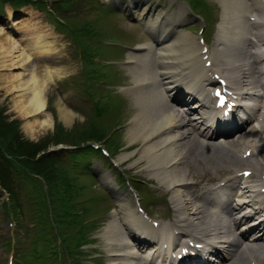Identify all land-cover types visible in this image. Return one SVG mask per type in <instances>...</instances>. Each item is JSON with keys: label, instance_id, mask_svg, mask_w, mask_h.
<instances>
[{"label": "bare ground", "instance_id": "bare-ground-1", "mask_svg": "<svg viewBox=\"0 0 264 264\" xmlns=\"http://www.w3.org/2000/svg\"><path fill=\"white\" fill-rule=\"evenodd\" d=\"M218 1L221 10L213 45L205 52L206 44L178 28L184 18L181 2L170 12L158 10L159 1L127 4L150 38L128 49L122 63L130 75L123 91L131 96L133 106L124 133L125 149L131 152H124L120 160L129 161V169L164 187L170 214H166L168 224L153 226L115 189L112 178L103 176L102 182L117 200L99 231L106 264H152L153 256L161 257L164 264H212L205 250L219 257V264H264V217L248 219L250 212H264V172L257 178L259 169H264V0ZM48 30L26 25L15 37L0 28L2 87L14 94L12 106L17 113L32 117L23 124L28 135L51 127L47 91L58 76L73 68L65 63L62 47L56 46ZM214 73L238 97H258L252 107L248 101L241 103L248 108L246 117L234 114L212 121L207 88ZM64 97L59 95L53 105L58 120L69 125L76 112ZM250 121L254 123L244 129ZM240 147L242 153L249 149L250 155L239 154ZM245 169L251 172L243 178ZM256 181L259 185L252 189L250 183ZM190 241L202 247L191 250ZM184 247L189 252H182ZM172 253H179L180 259L170 257Z\"/></svg>", "mask_w": 264, "mask_h": 264}, {"label": "rangeland", "instance_id": "rangeland-1", "mask_svg": "<svg viewBox=\"0 0 264 264\" xmlns=\"http://www.w3.org/2000/svg\"><path fill=\"white\" fill-rule=\"evenodd\" d=\"M27 1L19 4L14 0H0V28L3 34H14L17 37L24 26L32 24L36 27L49 28L51 33H47L54 37L52 40L56 46L62 47L61 50L66 56L65 63L73 65V68L60 75L62 77L58 76L56 78L58 85L52 86L53 90L47 91V109L53 116L51 127L43 133L33 135H28L23 128V124L27 120L31 121L32 117L25 119L13 108L14 94L2 87L4 84L2 77L3 80L5 78L0 75L1 120L6 123L14 120L20 137L31 141L47 139L46 137H50L56 127L63 130L70 128L84 130L100 126L105 133L104 139H89L105 147L109 155L93 153L86 155L85 158H88L92 165L93 171H91L87 168L89 166L87 160H80L82 146L73 145L78 142L81 145L84 140L46 145L47 148L39 153H49L50 157L47 159L49 165L53 166L54 170L59 165L65 166L71 175L69 187L60 178V184L58 182L56 187H51L52 185L39 172L27 171L23 174L12 166L7 157L19 161L22 160L23 155L17 152L10 155L0 146V165L4 167L8 176L4 173L3 175L11 180L14 202L16 201L17 204L14 205L11 201L9 196L11 192L8 194L0 186V264H7L10 258L17 260L18 264H23L17 259L20 254L36 257L33 262H29L30 264H56L58 260L59 264H106L107 252L99 231L102 230L107 218L105 214L109 215L116 209V199L112 198H116V194L102 182L103 176L112 178L110 180L115 189L123 196H129V201L131 200L133 204L137 195L134 190L132 192L124 179L139 178V181H132L139 186V191L144 195L143 200L140 201L142 207L156 213L158 216L156 218L162 223H167L168 220L159 217L170 214L166 212L167 204L165 197H162L166 194L162 189L164 187L147 179L145 175L129 169V161L122 163L120 160V155L124 152H131L125 149L124 133L127 114L133 106L131 96L123 91V87L130 82V75L128 70L120 65L126 60L127 52L120 45H135L140 41L148 40V35L138 20L131 16L127 6L129 0ZM157 1L161 3L158 10L163 9L168 12L174 9L178 1H182L184 18L178 28L190 33L195 40L201 34L208 47L213 45L215 20L221 10L218 0H206L210 11L209 13L207 10L209 14L207 22L192 13L186 0H152L151 2ZM110 3L113 8L107 6ZM16 21L14 26L17 28L11 25ZM114 59L121 62L115 64ZM59 66L55 63V67ZM1 73L6 72L1 71ZM96 88L101 97H98ZM59 95L65 96L66 104L76 112L74 120L69 125L57 118L53 102ZM122 116L126 117L122 119ZM116 122L120 124L115 126ZM110 142L113 145L109 144ZM68 145L69 148H66ZM242 149L243 147H240L239 153H242ZM38 155L37 153L32 160ZM108 162L112 163V166L108 167ZM262 171L264 170L260 172ZM105 194L108 197H105ZM91 219H94L95 226L92 233L91 228L84 229L83 232L85 231L87 235L91 233L92 240L80 248L81 244H77L76 241L80 235L78 228L81 226L84 228V224L89 225ZM7 241L10 243L9 247H6ZM69 246L73 250L67 256L64 250ZM53 251L60 252L57 259L52 256ZM37 253L40 254L38 255L40 258L35 256ZM49 255L51 256L47 261Z\"/></svg>", "mask_w": 264, "mask_h": 264}, {"label": "trees", "instance_id": "trees-1", "mask_svg": "<svg viewBox=\"0 0 264 264\" xmlns=\"http://www.w3.org/2000/svg\"><path fill=\"white\" fill-rule=\"evenodd\" d=\"M15 2H25L27 0H14ZM20 4V3H19ZM117 124V123H116ZM115 124V125H116ZM103 128L100 126L97 127H91V128H85L84 130L80 129H68L63 130L56 127L54 133L50 135V137L40 138L37 141H31L28 139H22L20 137V134L16 128V122L13 120L11 122H4L1 120L0 117V146L3 150L6 151V153H9L12 155L13 153L17 152L20 153V155H23L22 160L14 161L13 158L7 157L9 163L18 168L19 171L23 174L26 173V171H35L39 172L43 176V178L52 185L51 187H56L58 185V182L60 184V179L62 181L64 180L66 182V185L70 186V173L67 169V167L59 165L58 168L55 167V170L53 169V166L49 165V162H47V159L50 157L48 154H41L38 155V157L35 160H32V158L35 157L37 153H39L42 150H45L47 147H45L48 144H57V143H64V142H75L78 139H102L104 137ZM6 140V141H5ZM74 140V141H71ZM109 144H112L110 142ZM52 157V156H51ZM17 169V170H18ZM3 173L7 175V172L5 171L4 167L0 165V183L1 187L4 188V190L10 194L11 201L16 204V201L14 202V195L12 190V184L10 178H7L3 175ZM60 178V179H59ZM10 184V185H9ZM94 226L93 223H90L89 225L84 224L80 228H78V232L80 231V235L77 238V244H81L82 242L88 241V235L83 230L87 228H92ZM71 247H67L65 250L67 253H71L70 251Z\"/></svg>", "mask_w": 264, "mask_h": 264}]
</instances>
